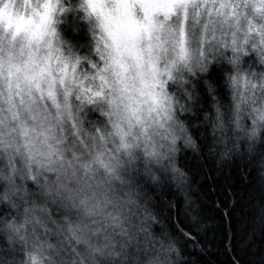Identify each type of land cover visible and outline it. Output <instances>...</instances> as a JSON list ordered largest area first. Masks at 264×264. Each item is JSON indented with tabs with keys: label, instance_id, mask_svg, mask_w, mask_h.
Wrapping results in <instances>:
<instances>
[{
	"label": "snow or ice",
	"instance_id": "6c2138e0",
	"mask_svg": "<svg viewBox=\"0 0 264 264\" xmlns=\"http://www.w3.org/2000/svg\"><path fill=\"white\" fill-rule=\"evenodd\" d=\"M59 4L24 0L20 11L0 0V204L11 245L31 247L38 264L35 250L53 247L41 232L54 228L76 244L68 264H110L113 236L93 242L90 217L103 214L126 239L150 238L164 218L167 251L201 264L204 198L227 187L238 203L223 170L264 164V0H85L100 32L84 56L57 44ZM251 55L261 71L244 68ZM114 185L121 196L101 199ZM259 223V247L250 225L224 248L227 264L264 253V209Z\"/></svg>",
	"mask_w": 264,
	"mask_h": 264
},
{
	"label": "clouds",
	"instance_id": "9594fccd",
	"mask_svg": "<svg viewBox=\"0 0 264 264\" xmlns=\"http://www.w3.org/2000/svg\"><path fill=\"white\" fill-rule=\"evenodd\" d=\"M40 0H32L36 6L39 5ZM17 10H24V0H13V5ZM60 7L66 9V12H59L61 15L57 16V24L55 27L60 33V40L57 41L59 47L67 50L72 48L76 53H82V56L94 54L92 48L94 47L93 34L99 33L100 29L97 26L95 16H89L85 8V0H60ZM74 11L77 14V21L75 27L79 29L78 35L75 39L65 38L61 35L62 20L65 19L64 13ZM184 115V114H181ZM259 156V153H258ZM251 183L253 187L257 188L259 192L258 197H254L250 203L253 213L259 216L262 209H264V164L254 161L251 166ZM176 201L183 206L185 193L177 188ZM116 199L121 196V189L119 186H105L98 191V195L103 199L104 195ZM109 211L111 208L109 207ZM8 216H0V264H31L29 253L34 250L28 247L21 252L19 245L14 249L10 243L4 228ZM91 226L90 238L95 242L97 235L103 236L106 232L112 234L113 242L115 244L117 255L111 258L110 264H185L182 256L176 255L174 252H169L166 249L168 242V233L170 229L167 227V221L161 218V223H158L152 233V236L145 239L143 234L137 238L126 239L121 236L118 229H114L112 225L105 219L103 214H98L88 219ZM41 236L49 240L53 247L45 245L43 250L36 249L35 255L38 258V264H68V246L76 247L75 242L70 240L67 234H57L55 229L45 234L41 232ZM54 237V238H53ZM81 264H87V261H82Z\"/></svg>",
	"mask_w": 264,
	"mask_h": 264
},
{
	"label": "trees",
	"instance_id": "16d2710c",
	"mask_svg": "<svg viewBox=\"0 0 264 264\" xmlns=\"http://www.w3.org/2000/svg\"><path fill=\"white\" fill-rule=\"evenodd\" d=\"M63 15L65 19L62 20L61 35L65 38L75 39L78 35L76 32L79 31V29L75 27L77 14L74 11H70ZM78 54L82 55L80 52H78ZM250 59L251 56L245 59L244 68L248 69V66H254L256 72L261 71L259 64L256 62H249L251 61ZM86 67L87 65H84L82 68ZM95 115L96 114H93V116ZM191 156L192 153L190 151L182 153L181 162L191 164ZM208 165H212L214 168L216 167L213 161L209 159L204 167L205 173H209ZM241 172L246 176L243 183H240ZM223 174L232 175V184L239 189L238 195H240V200L238 203L234 204L233 200L235 197L231 195V189L227 187L210 198H204L203 207L205 214L209 217V231L203 246L208 249L209 255L201 258V264H227L228 257L224 255V248H227L229 252L231 251L233 237H235V241L239 245L245 237L246 230L249 235L251 234L250 225H255L256 227V247H259V216L255 215L250 207L252 199L258 197L259 192L251 183V168L245 166V164L241 162L239 171H237L235 167H226L223 170ZM196 180L197 183L194 185V188L205 183L203 176L196 177ZM175 188V185H173L169 192V198L173 196L176 197ZM220 199L224 200V204H219ZM225 205H227V207H225ZM229 212L231 215H227ZM0 216H8V211L3 204H0ZM221 241H223V247H221ZM188 251L195 254L197 250H193L189 247ZM250 259L252 264H264V253L258 250L254 251Z\"/></svg>",
	"mask_w": 264,
	"mask_h": 264
},
{
	"label": "rangeland",
	"instance_id": "374dc122",
	"mask_svg": "<svg viewBox=\"0 0 264 264\" xmlns=\"http://www.w3.org/2000/svg\"><path fill=\"white\" fill-rule=\"evenodd\" d=\"M41 2H42V0H41ZM59 15H61L59 12H57L56 13V17L57 16H59ZM251 61H249V62H253V63H255L256 62V57H255V55H251V59H250ZM245 66V65H244ZM87 68V67H86ZM86 68H82L81 70L83 71L84 69H86ZM248 68H249V66H248ZM251 70L252 71H255L256 72V68L254 67V66H252L251 67ZM243 87H244V85H243V83H241V88L243 89ZM95 114V113H94Z\"/></svg>",
	"mask_w": 264,
	"mask_h": 264
}]
</instances>
